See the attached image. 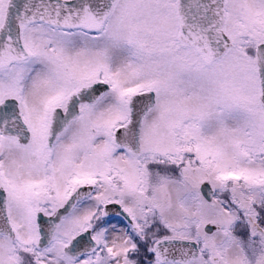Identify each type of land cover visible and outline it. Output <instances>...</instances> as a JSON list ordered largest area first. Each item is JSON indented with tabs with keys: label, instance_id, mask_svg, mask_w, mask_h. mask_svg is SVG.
I'll use <instances>...</instances> for the list:
<instances>
[{
	"label": "snow or ice",
	"instance_id": "6c2138e0",
	"mask_svg": "<svg viewBox=\"0 0 264 264\" xmlns=\"http://www.w3.org/2000/svg\"><path fill=\"white\" fill-rule=\"evenodd\" d=\"M0 264H264V0H0Z\"/></svg>",
	"mask_w": 264,
	"mask_h": 264
}]
</instances>
